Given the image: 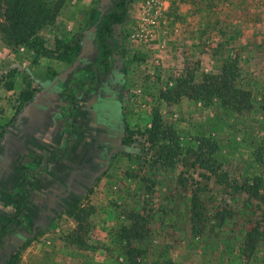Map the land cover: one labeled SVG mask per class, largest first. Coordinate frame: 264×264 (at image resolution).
I'll list each match as a JSON object with an SVG mask.
<instances>
[{
    "label": "rangeland",
    "instance_id": "1",
    "mask_svg": "<svg viewBox=\"0 0 264 264\" xmlns=\"http://www.w3.org/2000/svg\"><path fill=\"white\" fill-rule=\"evenodd\" d=\"M46 1L53 7L61 1L54 23L40 32L58 53L40 55L0 35L4 159L8 128L22 127L29 110L22 99L40 98L46 78L65 79L68 87L91 70L80 51L89 32L99 29L93 10L113 9L112 0ZM115 29L106 41L114 48L109 66L122 69V148L79 199L64 197L51 213L32 219L40 226L43 218L46 226L10 229L0 238V264H128L122 231L134 213L146 216L150 228L143 238L130 237L145 250L136 264H264V0H169L158 8L130 0L126 20ZM65 44L80 46L71 62L58 57ZM99 53L96 46L88 58ZM235 54L237 73L227 76L248 91V108L186 95L190 86L199 89L205 72L230 66ZM65 108L69 114L67 103ZM157 112L170 137L152 143L148 130ZM76 116L67 120L78 121ZM14 158L11 167L0 169L1 179H17ZM192 199L200 207L195 224ZM256 226L263 234L252 251L246 233Z\"/></svg>",
    "mask_w": 264,
    "mask_h": 264
},
{
    "label": "trees",
    "instance_id": "2",
    "mask_svg": "<svg viewBox=\"0 0 264 264\" xmlns=\"http://www.w3.org/2000/svg\"><path fill=\"white\" fill-rule=\"evenodd\" d=\"M130 0H112L113 9L102 15L99 19L100 11L95 8L92 13L94 22L99 20L97 37L101 41L102 57L101 62L104 66V72H108L109 63L107 61L114 48L107 43V38L112 35L116 24L123 23L128 15ZM46 0H0V35L4 36L16 46H28L35 50L40 55H50L51 53H58L57 50H50L45 45V39L40 33L41 30L48 24L54 23L56 14L61 5V1L56 3V6H51ZM66 48L64 54H58L60 59L71 62L76 53H78L80 46H69L65 44ZM238 54L233 57L232 63L223 64L219 73L205 72L203 74V82L199 89L196 90L190 86V90L186 92L190 98L201 99L205 102L211 103L218 98L225 104L243 110L249 107V93L245 89H241L235 85V77L227 76L228 73H237L238 69ZM24 92H22L23 95ZM32 94L24 97L22 101H29ZM168 131L163 129L160 115L157 112L156 117L152 121V128L148 130L150 142L164 140L170 137ZM176 137V136H175ZM66 151V149H65ZM63 154L51 152L48 159L55 161L63 158ZM207 163V162H205ZM202 165H204L202 163ZM29 171L24 169L21 172L22 186L21 189L12 197V202L15 205L13 218L3 221L0 228V237H5L10 226L21 227L25 224V208L24 204L32 193L34 187L33 179L28 175ZM196 199H192L191 219L192 222L199 223L200 211ZM132 224L123 228L122 237L126 240L125 257L128 264H136L134 261L136 257L141 258L145 250L134 246L129 242L130 237L143 238L149 234L148 218L140 213H134L131 217ZM263 231L260 226L247 231V242L251 245V250L255 249L256 242L259 241ZM16 259L8 262V264H15ZM141 264V261H139Z\"/></svg>",
    "mask_w": 264,
    "mask_h": 264
},
{
    "label": "crops",
    "instance_id": "3",
    "mask_svg": "<svg viewBox=\"0 0 264 264\" xmlns=\"http://www.w3.org/2000/svg\"><path fill=\"white\" fill-rule=\"evenodd\" d=\"M62 80L55 76L46 78L41 83L43 87L39 90V94L42 96L40 98L33 97L26 104L29 110L24 113L21 122H19L22 127L16 124L8 128V142L4 145L7 147L5 148L7 158H1V156L4 157V154L0 153V169L11 167L13 160L16 159L15 156L19 159L16 163L19 168L16 180L9 179L10 176L8 179H4V176L2 179L0 178V225L3 221L13 217L15 206L12 203V196L21 189V172L24 169L29 171L36 167L33 177L34 187L24 206L27 217L26 227L34 230L47 225L43 218H39L37 221L40 222V226L36 225L32 220L34 216L41 217L43 213H51L55 201H62L64 197L79 199L86 184L94 181L92 171L88 172L85 169V167H90L88 165L90 145L88 138H80L77 135L72 141L70 138L68 139L71 127L67 126V119L64 117L63 95L66 89L65 79ZM51 152L64 153V157L51 161L48 159ZM8 209L11 212L6 214Z\"/></svg>",
    "mask_w": 264,
    "mask_h": 264
},
{
    "label": "flooded vegetation",
    "instance_id": "4",
    "mask_svg": "<svg viewBox=\"0 0 264 264\" xmlns=\"http://www.w3.org/2000/svg\"><path fill=\"white\" fill-rule=\"evenodd\" d=\"M97 32H89V36L84 39V46L80 51L83 53L81 57L83 66L90 65L91 70L88 68L78 74L68 87L65 86L66 92L63 95L65 103L69 105V114L66 113L64 117L67 119V115L73 114L75 111L78 115L76 116L78 121L69 122L66 120L67 126L71 127V131L73 130L78 136L81 134L89 140L88 165L90 167H85V169L88 172L92 171L94 180L107 170L111 158L122 148L126 135L123 100L119 93V83L123 79L122 69L114 64L112 67L109 66L108 72H104V66L101 62V41L97 37ZM115 32L116 29L114 28L112 34L114 35ZM96 46L100 49V53L92 61L91 58H88V54L93 53ZM110 56L107 58L108 63ZM69 136L75 137L73 134ZM24 218L25 224L23 226H10L7 234L12 228L17 230L27 226L26 210Z\"/></svg>",
    "mask_w": 264,
    "mask_h": 264
},
{
    "label": "built area",
    "instance_id": "5",
    "mask_svg": "<svg viewBox=\"0 0 264 264\" xmlns=\"http://www.w3.org/2000/svg\"><path fill=\"white\" fill-rule=\"evenodd\" d=\"M165 1H169V0H147V5L150 6V7H160V5L165 2Z\"/></svg>",
    "mask_w": 264,
    "mask_h": 264
},
{
    "label": "water",
    "instance_id": "6",
    "mask_svg": "<svg viewBox=\"0 0 264 264\" xmlns=\"http://www.w3.org/2000/svg\"><path fill=\"white\" fill-rule=\"evenodd\" d=\"M104 3H105V1L103 0V1H102V4H104ZM99 9H100L99 19H101L102 15H103L104 13H103V10H102L101 7H100ZM118 25L120 26L121 24H118ZM95 28H96V26H94V29H95ZM93 35H95V34H93Z\"/></svg>",
    "mask_w": 264,
    "mask_h": 264
}]
</instances>
